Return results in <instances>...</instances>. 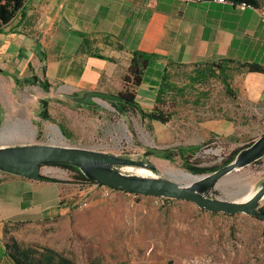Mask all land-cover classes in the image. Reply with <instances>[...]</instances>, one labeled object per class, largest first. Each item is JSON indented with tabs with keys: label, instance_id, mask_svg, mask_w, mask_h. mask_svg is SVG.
I'll return each instance as SVG.
<instances>
[{
	"label": "crops",
	"instance_id": "0c3cea01",
	"mask_svg": "<svg viewBox=\"0 0 264 264\" xmlns=\"http://www.w3.org/2000/svg\"><path fill=\"white\" fill-rule=\"evenodd\" d=\"M136 51L154 55L136 100L146 112L158 106L173 115L168 124L142 117L162 149L196 159L208 144L243 135L242 127L257 128L247 144L264 134V73L242 67L264 68V18L257 10L218 0H29L0 31V120L24 127L16 139L26 142L35 122L55 119L50 108L47 120L44 107L31 112L16 104L13 95L30 77L48 83L50 89H40L51 105L87 91L119 95ZM226 60L238 67L227 99L165 97L167 103L159 104L158 92L172 68ZM5 137L0 133V145L7 144ZM57 168L45 165L42 175L62 180ZM62 182L0 173V232L19 222L35 228L44 214L55 213ZM6 243L0 238V264H13Z\"/></svg>",
	"mask_w": 264,
	"mask_h": 264
},
{
	"label": "rangeland",
	"instance_id": "374dc122",
	"mask_svg": "<svg viewBox=\"0 0 264 264\" xmlns=\"http://www.w3.org/2000/svg\"><path fill=\"white\" fill-rule=\"evenodd\" d=\"M261 2L263 5L264 0ZM211 66L214 65L172 68L166 79L175 88L166 96L167 101L176 97L201 100L208 94L224 95L227 99L229 91L225 83L233 88L232 78L238 67L229 63L220 71L215 66L218 77L206 79L203 86L192 81L197 73ZM36 82L30 77L17 88L18 94L13 95L18 106L29 108L31 112L40 111L44 107L43 99H48L40 89L44 83ZM55 102L48 105L55 119L35 122L36 138H23L26 142L16 139L24 127L4 121L3 117L0 133L5 134L7 144H59L92 149L194 173L184 158L167 160L150 154L164 149L155 139L150 123L130 108L120 113L114 108V101L105 99H96L91 106L77 99ZM48 126L59 127L63 137ZM255 128L242 127L239 133L243 135H234L219 145L209 144L196 159L188 158L194 163L200 162L201 167L210 168L204 174H211L215 172L212 169L226 165L225 160L236 148L255 138L252 136L257 131ZM209 147L213 148L212 152H206ZM158 169L151 170L152 176L173 180L165 170ZM120 170L135 174L126 167ZM54 172L57 178L66 181L60 184L62 193L57 211L44 214L45 219L35 228L22 222L13 223L9 226L12 230L0 232L2 242L16 239L27 246L54 248L78 264H264V221L257 217L211 213L190 201L129 194L95 183L81 184L75 180L74 171L62 167ZM178 179L180 184L188 182ZM263 182L264 159L261 164H253L224 178L210 192V197L244 201ZM260 207L264 211V201Z\"/></svg>",
	"mask_w": 264,
	"mask_h": 264
},
{
	"label": "water",
	"instance_id": "95a60500",
	"mask_svg": "<svg viewBox=\"0 0 264 264\" xmlns=\"http://www.w3.org/2000/svg\"><path fill=\"white\" fill-rule=\"evenodd\" d=\"M80 100L83 105L91 106L96 99L120 102L123 97L113 93L87 91ZM44 108L50 105L48 99H43ZM157 154L151 152L150 154ZM150 154H147L149 156ZM264 159V134L253 144L243 148L236 158L217 171L208 174L195 175L194 179L185 184L177 180L161 178L160 176L144 177L126 174L120 170L122 167H144L158 171L157 165L147 164L145 160H135L129 157L116 156L112 153L85 149L79 147H66L59 144H4L0 145V173L12 174L42 180L43 166L62 164L74 166L88 179L97 184L110 186L116 190L126 191L129 194L144 195L146 197H160L190 201L203 210L211 213H225V215L245 214L264 221V211L261 204L264 201V182L247 200H227L226 198L210 197L221 181L230 177L234 172L245 169L257 161Z\"/></svg>",
	"mask_w": 264,
	"mask_h": 264
},
{
	"label": "trees",
	"instance_id": "16d2710c",
	"mask_svg": "<svg viewBox=\"0 0 264 264\" xmlns=\"http://www.w3.org/2000/svg\"><path fill=\"white\" fill-rule=\"evenodd\" d=\"M235 5L241 4H248L252 7H261L262 2L261 0H229ZM29 0H0V31L4 29L5 26L10 24L20 13L24 11L25 6ZM154 59V55L148 54L147 52L136 51L133 53V58H131L130 67L126 75L123 76V83H124V91H122L119 95L123 97V101L115 102L114 108L123 113V111H128L130 108L135 112H139L142 117L148 119L150 121H161L163 124H168L173 115L168 112V110H163L160 107L154 108L151 112H146L142 109V106L136 100V91L138 87L143 82V76L146 73L147 68L151 60ZM233 64L230 60L222 61L219 63H211L214 66H211L207 71H202L196 74V77L192 78L194 83H200L202 86L206 79L210 77H218L217 70L214 68L215 66L219 67L220 71H222L221 67L227 64ZM243 68L250 72H263L264 68L260 65L256 64H244L242 65ZM227 89L230 94L233 92L229 89V84L225 83ZM175 86L171 84L167 79L164 80L162 83L160 90L158 92V102L159 104L165 105L167 102L165 101V97L169 94V92L174 91ZM44 89H50L48 83L44 84ZM168 109V108H167ZM43 117L47 118V120L51 119V116L48 112V107L44 108L43 110ZM252 141L250 144L243 145L237 148L235 151L232 152L228 160H225V164H229L232 160L236 158L238 153L243 149L248 147L249 145L253 144ZM157 154L161 156V158L167 160H173L179 154L177 152L171 151L170 149H165L158 151ZM187 161L188 168L194 172L195 175H201L206 173L208 170H211L207 167H201L200 162H193L190 161L188 157H184ZM255 164H261V161H257ZM51 166H60L62 168L69 169L74 171L75 180L81 184L87 183H95V181L88 179L84 174L79 171L77 167L74 166H67L62 164H54ZM212 171H217V169H212ZM45 182H62V180H58L55 178H50L43 176ZM63 183V182H62ZM96 184V183H95ZM114 189V188H113ZM6 248V256L10 258L13 264H78L75 260L64 256L60 253V251L50 248V247H43V245H29L23 244L16 239H12L5 245Z\"/></svg>",
	"mask_w": 264,
	"mask_h": 264
},
{
	"label": "bare ground",
	"instance_id": "6f19581e",
	"mask_svg": "<svg viewBox=\"0 0 264 264\" xmlns=\"http://www.w3.org/2000/svg\"><path fill=\"white\" fill-rule=\"evenodd\" d=\"M50 130H52L53 132H56L58 135L62 136L59 127L57 126H49ZM56 135V134H55ZM63 137V136H62ZM26 138H36V132L35 129H33V127H31L30 133H27ZM159 168L165 170V172L167 174H169L171 177H173V179H177L181 178L185 181H192L194 179V176H192L193 173L191 172H186L184 170H177V168H168L165 165H158ZM128 168L129 171H133L135 174L134 175H140V176H144V177H150L152 176L153 172L149 169H145L144 167H126ZM247 190V189H246ZM257 191V190H256ZM256 191H253L251 193L248 194V196L246 197V200L249 199L253 194H255Z\"/></svg>",
	"mask_w": 264,
	"mask_h": 264
},
{
	"label": "built area",
	"instance_id": "2783aa9c",
	"mask_svg": "<svg viewBox=\"0 0 264 264\" xmlns=\"http://www.w3.org/2000/svg\"><path fill=\"white\" fill-rule=\"evenodd\" d=\"M220 3H229V2H231V1H229V0H218ZM232 3V2H231ZM232 4H234V3H232ZM239 6H241L242 8H251V9H254V10H257L258 12H259V14L261 15V17L262 18H264V5L263 6H261V7H252V6H249L248 4H241V5H239ZM209 146V144L206 146V148ZM212 152L213 151V148H211V147H209L207 150H206V152ZM95 185H97V186H100L101 184H95ZM102 186H106V185H102ZM84 205H87V203H83V206ZM82 206V207H83Z\"/></svg>",
	"mask_w": 264,
	"mask_h": 264
},
{
	"label": "flooded vegetation",
	"instance_id": "af4514ba",
	"mask_svg": "<svg viewBox=\"0 0 264 264\" xmlns=\"http://www.w3.org/2000/svg\"><path fill=\"white\" fill-rule=\"evenodd\" d=\"M43 113V112H42Z\"/></svg>",
	"mask_w": 264,
	"mask_h": 264
}]
</instances>
